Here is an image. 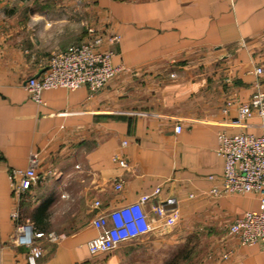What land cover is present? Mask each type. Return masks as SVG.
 Listing matches in <instances>:
<instances>
[{
  "label": "crops",
  "instance_id": "obj_1",
  "mask_svg": "<svg viewBox=\"0 0 264 264\" xmlns=\"http://www.w3.org/2000/svg\"><path fill=\"white\" fill-rule=\"evenodd\" d=\"M82 1L0 0V264H29L16 224L43 233L35 264H264L258 244L228 231L260 208L258 196L209 193L224 166L218 133L264 131V117L230 124L236 103L222 111L256 82L264 89V71L254 73L264 68V0ZM88 27L120 35L112 62L127 69L94 94L56 87L32 100L26 79ZM31 153L39 179L16 203L9 175ZM140 194H151V230L91 253L92 219ZM157 203L178 211L174 224L157 219Z\"/></svg>",
  "mask_w": 264,
  "mask_h": 264
},
{
  "label": "built area",
  "instance_id": "obj_2",
  "mask_svg": "<svg viewBox=\"0 0 264 264\" xmlns=\"http://www.w3.org/2000/svg\"><path fill=\"white\" fill-rule=\"evenodd\" d=\"M88 31L90 35L82 42L49 54L42 72L26 79L25 88L32 100L40 103L42 91L56 87L75 89L87 86L90 93L94 94L111 78L127 69L121 63L112 62L114 56L112 47L120 41L117 32L111 31L106 36L90 33L93 31L92 27H88ZM263 71L261 65L254 68L257 76ZM233 103H236L237 116L230 124L243 125L251 118L264 117V89L260 83H255V90L246 102L228 100L222 111L226 113ZM180 129V125H177L176 130ZM216 152L223 158L224 166L220 182L215 183L209 193L215 197L247 193L258 196L260 208L248 210L242 216L236 217L229 223L228 231L238 239L239 244H258L264 251V131L259 134L244 130L220 131L217 135ZM114 158L117 159L116 156ZM119 164L124 167L126 161L119 159ZM37 167L38 156L31 153L28 166L24 170L10 172L9 179L16 203L39 179ZM121 185L120 179L114 182L116 189ZM150 197L151 194H140L133 202L100 210L91 221L97 229V234L87 242L89 251L96 253L110 250L120 242L133 240L151 230V219L143 208L144 202ZM92 205L99 209L101 202L94 200ZM152 209L157 219L163 220L167 225L174 224L178 218L176 209H165L162 204L157 203ZM11 215L15 219L16 211L14 210ZM27 226L16 224L14 239L18 244L28 247V262L35 264V260L42 254V249L35 243V239L43 233L34 232ZM48 237L52 238V235L48 234Z\"/></svg>",
  "mask_w": 264,
  "mask_h": 264
},
{
  "label": "rangeland",
  "instance_id": "obj_3",
  "mask_svg": "<svg viewBox=\"0 0 264 264\" xmlns=\"http://www.w3.org/2000/svg\"><path fill=\"white\" fill-rule=\"evenodd\" d=\"M82 2L85 3L84 0H83ZM83 3H82V4H83ZM82 8H83V7H82ZM90 28H91V27H90ZM92 30H93V31L90 32V33H93V32H94V33L103 34V35H106V36L109 35L110 32H111V31H110L111 29H101V28H99V27H98V28H97V27H93ZM113 32H114V31H113ZM89 35H90V34H89V31H87V35L85 36L84 39L88 38ZM113 46H114V45H113ZM112 48H113V47H112ZM54 51H57V49H53V50H51V51L49 52V54H51V53L54 52ZM119 64H120V63H119ZM125 68H126V67H125Z\"/></svg>",
  "mask_w": 264,
  "mask_h": 264
}]
</instances>
